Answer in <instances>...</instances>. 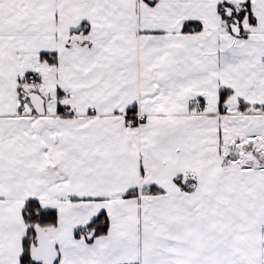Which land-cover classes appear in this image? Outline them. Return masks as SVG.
Masks as SVG:
<instances>
[{
	"label": "snow or ice",
	"instance_id": "snow-or-ice-1",
	"mask_svg": "<svg viewBox=\"0 0 264 264\" xmlns=\"http://www.w3.org/2000/svg\"><path fill=\"white\" fill-rule=\"evenodd\" d=\"M0 264H264V0H0Z\"/></svg>",
	"mask_w": 264,
	"mask_h": 264
}]
</instances>
